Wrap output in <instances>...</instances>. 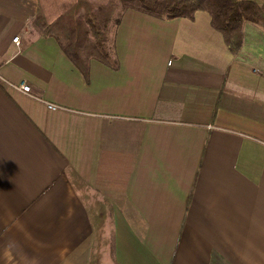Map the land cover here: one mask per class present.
<instances>
[{
  "label": "crops",
  "instance_id": "0c3cea01",
  "mask_svg": "<svg viewBox=\"0 0 264 264\" xmlns=\"http://www.w3.org/2000/svg\"><path fill=\"white\" fill-rule=\"evenodd\" d=\"M37 9L0 0V264H264L262 27L129 9L80 65Z\"/></svg>",
  "mask_w": 264,
  "mask_h": 264
},
{
  "label": "trees",
  "instance_id": "16d2710c",
  "mask_svg": "<svg viewBox=\"0 0 264 264\" xmlns=\"http://www.w3.org/2000/svg\"><path fill=\"white\" fill-rule=\"evenodd\" d=\"M129 9L160 19H194L205 11L232 50L241 45L244 22L264 32V3L256 0H38L33 25L55 37L75 63L95 58L114 66L115 31Z\"/></svg>",
  "mask_w": 264,
  "mask_h": 264
},
{
  "label": "built area",
  "instance_id": "2783aa9c",
  "mask_svg": "<svg viewBox=\"0 0 264 264\" xmlns=\"http://www.w3.org/2000/svg\"><path fill=\"white\" fill-rule=\"evenodd\" d=\"M13 41L16 42V43H19V36H16L13 38ZM1 80H4L0 77ZM7 83H10L8 81H5ZM13 86L17 87L18 89H20L21 91L25 92V93H31V86L26 83V82H21L19 85H14ZM48 107L52 110H56L58 108V105L56 104H53V103H49L48 104Z\"/></svg>",
  "mask_w": 264,
  "mask_h": 264
},
{
  "label": "rangeland",
  "instance_id": "374dc122",
  "mask_svg": "<svg viewBox=\"0 0 264 264\" xmlns=\"http://www.w3.org/2000/svg\"><path fill=\"white\" fill-rule=\"evenodd\" d=\"M126 11H127V10H126ZM126 11H125V12H126ZM200 12H205V11H200ZM198 13H199V12H198ZM206 13H207V12H206ZM123 14H124V13H123Z\"/></svg>",
  "mask_w": 264,
  "mask_h": 264
}]
</instances>
